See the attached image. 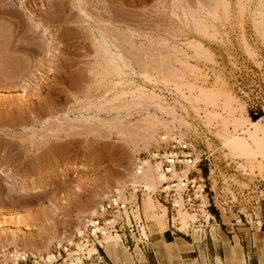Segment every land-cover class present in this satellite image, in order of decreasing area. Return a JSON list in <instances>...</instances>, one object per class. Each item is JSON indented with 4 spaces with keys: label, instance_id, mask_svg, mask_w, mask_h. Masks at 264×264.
<instances>
[{
    "label": "rangeland",
    "instance_id": "obj_1",
    "mask_svg": "<svg viewBox=\"0 0 264 264\" xmlns=\"http://www.w3.org/2000/svg\"><path fill=\"white\" fill-rule=\"evenodd\" d=\"M262 94L264 0H0V246L69 241L162 134L189 139L225 197L264 201V153L226 140L264 128ZM142 215L167 230L149 196Z\"/></svg>",
    "mask_w": 264,
    "mask_h": 264
},
{
    "label": "built area",
    "instance_id": "obj_2",
    "mask_svg": "<svg viewBox=\"0 0 264 264\" xmlns=\"http://www.w3.org/2000/svg\"><path fill=\"white\" fill-rule=\"evenodd\" d=\"M251 116L264 123V94L257 97ZM206 162L189 139L175 133L162 134L147 154L134 160L136 182L129 181L102 199L95 215L84 218L69 241L54 244L47 253L0 246V264H110L103 247L105 240L114 236L120 238L133 257L144 254L150 245L148 223L142 215L145 196L166 210L168 226L177 234L194 232L204 238L213 222L211 215L221 211L248 223L258 213L263 200L249 192L235 195V201L225 197L222 191L212 188ZM147 168L164 178L153 189L141 180ZM203 168L207 171L205 176ZM178 213L195 216L183 231L179 230Z\"/></svg>",
    "mask_w": 264,
    "mask_h": 264
},
{
    "label": "crops",
    "instance_id": "obj_3",
    "mask_svg": "<svg viewBox=\"0 0 264 264\" xmlns=\"http://www.w3.org/2000/svg\"><path fill=\"white\" fill-rule=\"evenodd\" d=\"M257 212L248 223L231 214L213 213L204 238L177 234L168 225L161 232L153 225L144 254L133 257L119 241L106 245L105 257L110 264H264V201Z\"/></svg>",
    "mask_w": 264,
    "mask_h": 264
},
{
    "label": "bare ground",
    "instance_id": "obj_4",
    "mask_svg": "<svg viewBox=\"0 0 264 264\" xmlns=\"http://www.w3.org/2000/svg\"><path fill=\"white\" fill-rule=\"evenodd\" d=\"M36 26L41 27L38 23H36ZM52 34L54 35V33H52ZM52 34H51L49 28L43 29L42 35H46V36L51 35L52 36ZM250 120L249 119H245L242 121L239 120L240 122L237 123L239 125V127L242 128L243 134H246L247 138H240L237 136L227 135V139H226L227 145L234 152L242 153L244 155H251L255 152L256 149H254L251 146V144L248 142V140H249V141L254 142L255 145H257L258 151L264 153V141L261 137V134L264 133V128L262 127L261 121H250ZM175 134H178V133H175ZM8 172H9L8 169L4 168L3 166L0 167V173L8 174ZM141 180H144L149 185V188L152 189V188H155L158 184H160L164 180V178L161 174H159V175L153 174L152 170L150 168H147L144 171V173L142 174ZM133 183H135V182H133ZM187 214H189V213H187ZM189 215H191V214H189ZM178 216H179V213H178ZM192 216H194V215H192ZM178 222H179V220H178ZM179 225L181 227L180 222H179ZM179 230H180V228H179ZM116 237H118V236H114L111 238L115 239ZM106 245L107 244H106V240H105V245L103 248H105Z\"/></svg>",
    "mask_w": 264,
    "mask_h": 264
},
{
    "label": "trees",
    "instance_id": "obj_5",
    "mask_svg": "<svg viewBox=\"0 0 264 264\" xmlns=\"http://www.w3.org/2000/svg\"><path fill=\"white\" fill-rule=\"evenodd\" d=\"M253 120H255V118H253Z\"/></svg>",
    "mask_w": 264,
    "mask_h": 264
}]
</instances>
